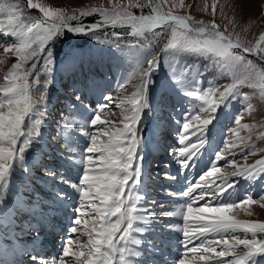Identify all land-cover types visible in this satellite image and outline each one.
Here are the masks:
<instances>
[{
    "label": "rangeland",
    "instance_id": "1",
    "mask_svg": "<svg viewBox=\"0 0 264 264\" xmlns=\"http://www.w3.org/2000/svg\"><path fill=\"white\" fill-rule=\"evenodd\" d=\"M12 2L16 0H0V3ZM19 2L21 7L25 8L26 14L41 15L36 9H27V0ZM41 2L54 8H63L69 15L80 16L82 11L89 12L78 21H71L73 26L101 21V14L91 12L92 8H104L111 12L115 5H120L136 15L150 12L147 7L143 9L129 7L130 4L135 5L137 0H41ZM140 2L147 4V0ZM183 2L184 6L181 8L180 0H169V4L177 5L172 11L179 15L191 14L195 19H202L206 23L215 19L222 30L227 29L233 38L238 35L249 45L254 44L260 32L264 31V0H183ZM213 4L216 5L215 16L212 13ZM163 10L168 11V6H164ZM130 31V28L120 25L102 26L92 34L75 33L64 29L49 42L47 51L52 61L50 66L43 65L47 52L41 54L38 63L40 83L33 87V97L39 99L44 96L45 99L44 103L38 106L42 115L34 114L32 117L33 120L42 121L39 125L40 134L31 138L22 159L19 157L16 159L6 181L0 183V258L3 256L6 259L2 264H12L16 260L9 253L12 241L29 244L36 237H38L36 247L42 240L50 238L54 244L51 245L53 251L47 250L40 254L37 251L32 253L21 251L24 262H41V258L53 261L59 258L64 241L70 235L69 229L72 227L75 208L79 202V193L72 185L78 184L83 174L81 158L90 142L89 136L85 134L89 130V122L98 106L106 103V96L120 97L135 91L134 85L140 82L138 76H133L124 90L119 89L118 84L122 83L137 65L141 69H146L148 67L146 61L153 56L156 57L158 67L154 69L147 86L148 107L142 110L138 123L141 140L136 153L142 158L140 173L143 171L147 180L139 182L135 190L139 194L140 189L144 191V195L141 194L145 198L144 205L151 206L155 215H148L145 222H138L137 226L143 231L134 233V238L140 239V243L133 248L130 244L129 259L132 264H162L156 261L180 259L183 251L181 244L169 246L160 242L152 248L146 240L149 236L153 239L156 231L164 236L165 230L162 226L169 230H180V227L171 228L165 225L163 213L167 212V209L164 208L166 204L163 199L164 195L174 188L172 186L174 182L177 187V182L182 181L181 177L190 176L178 162L175 150L180 146L178 134L185 114L198 112L201 102L186 92L197 84L201 89L216 86L223 90L232 83V77L202 53L178 49L164 50L167 36L156 38L148 46L131 45L128 42H134V38L127 35ZM113 32H117L121 38L117 40L112 36ZM18 39L11 34L5 35L0 32V83H3L4 73L16 62L15 56L3 52V46L17 43ZM248 59L264 67V60L255 56H249ZM34 62L37 61L30 60L26 67H31ZM35 78L34 73L29 78L30 82ZM59 82L61 88L57 89ZM240 92L243 95L230 97L218 108L215 119L208 126L207 143L192 163L193 169L199 170L196 177L209 167L215 153L224 148L225 139H235L229 129L237 127L234 120L241 111L245 114L240 123L253 124L255 127L251 129V133L246 129L240 131L241 136L251 134L252 139L243 143L238 142L239 146L234 151L240 152L241 148L249 145L255 147L247 155V161L242 155H237L235 159L241 164L245 162L252 164L257 159L264 158V138L257 140V137L264 133V99L260 98L258 90L247 86L242 87ZM248 103L252 104L251 111L246 110ZM114 111L117 112L116 117L103 114L102 117L117 119L119 110ZM31 123L30 118L29 126ZM81 129L85 131L82 132ZM154 144L165 150L166 160L163 161L162 155L156 151L157 155L150 152ZM146 157L148 158L145 162ZM219 166L225 172L234 170L225 161H221ZM174 169L179 172H175ZM183 172L185 173L182 176ZM190 174L192 179L195 178L194 172ZM234 179L237 182L224 194L223 198L227 194L228 197L223 201L236 202L234 197L241 198L244 192L242 189L246 188L244 190L250 192L252 188L256 192V198H253L256 203L234 209L233 214L242 220L264 221L262 199L264 173H258L248 181L244 180V177ZM141 185L143 187H140ZM10 200L25 205H15ZM64 201L65 205L60 206L59 204ZM183 207L180 206L178 209ZM38 215L40 220L36 219ZM165 218L167 219L166 216ZM166 248L168 252L176 248L179 255L167 257L173 252H165ZM148 249H154L153 254ZM133 251L137 253V261L133 258L135 255H132ZM9 258L12 261H9ZM257 258L258 264H264V254L254 257L250 264H256Z\"/></svg>",
    "mask_w": 264,
    "mask_h": 264
},
{
    "label": "snow or ice",
    "instance_id": "2",
    "mask_svg": "<svg viewBox=\"0 0 264 264\" xmlns=\"http://www.w3.org/2000/svg\"><path fill=\"white\" fill-rule=\"evenodd\" d=\"M166 5L168 11L163 10ZM132 6L147 7L150 12L136 15L120 5H115L111 12L92 8L91 12L101 14V21L73 26L71 21H78L89 12L82 11L80 16L69 15L65 9L51 7L41 0H27V9H36L41 14L32 16L26 14L19 0L0 3V32L19 38L17 43L3 46V52L15 56L16 62L4 73L3 83H0V183L6 181L16 159H22L31 138L39 134L42 121L32 119L34 114L42 115L38 106L45 99L44 96L33 97V87L40 83L39 58L47 52L43 65H51L47 51L49 42L64 29L92 34L102 26L120 25L131 30L127 35L134 38V42L129 41V44L145 46L156 38L167 36L164 50L202 53L231 74L232 83L223 90L216 86L201 89L197 84L186 92L200 101L201 106L195 114L186 113L181 123L180 146L175 155L182 168L192 166L201 153L207 143L208 126L226 100L243 95L240 89L245 86L258 90L260 98L264 99V67L248 59L255 56L264 60V31L254 44L249 45L238 35L233 38L227 29L222 30L215 19L206 23L191 14L174 13L172 9L177 5L169 4V0H147V4L137 0L135 5H129ZM183 6L184 2L180 0L179 7ZM212 13L215 16V4ZM112 36L117 40L121 38L117 32ZM33 59L37 62L26 67ZM146 63V69L137 65L118 84V88L124 90L131 78L138 76L140 82L134 85L135 91L120 97L106 96V103L98 106L89 122L85 134L90 142L81 158L83 174L79 183L72 185L79 193V202L70 235L64 241L59 258L51 264H132L130 244H139L134 233L143 231L137 224L146 221L148 215H155L151 206L142 205L144 198L135 190L142 162L136 154L141 140L138 123L142 110L148 107L146 91L150 75L158 67L155 56ZM34 73L36 78L30 82ZM114 109L119 110L117 119L102 117V114L116 117ZM246 110H252L251 103L247 104ZM244 114L243 111L238 113L234 120L237 127L229 129L235 139H225L224 148L215 153L209 167L189 182L182 194L187 199L186 205L177 212L163 213L181 215L183 219V251L176 264H250L254 257L264 254V221L242 220L233 214L234 209L256 203L253 197L246 196L236 202H223L222 199L235 186L237 181L234 178H251L264 173V158L252 164H241L235 159L242 155L247 161V155L255 147L249 145L240 152L234 151L238 142L252 139L251 134L240 135L242 129L251 133L255 127L240 123ZM262 138L264 133L257 140ZM221 161L227 162L234 170L223 171L219 166Z\"/></svg>",
    "mask_w": 264,
    "mask_h": 264
},
{
    "label": "bare ground",
    "instance_id": "3",
    "mask_svg": "<svg viewBox=\"0 0 264 264\" xmlns=\"http://www.w3.org/2000/svg\"><path fill=\"white\" fill-rule=\"evenodd\" d=\"M154 71V70H153ZM153 71H152V73H153ZM152 73H151V75H152ZM151 75H150V77H151ZM60 85V82L58 83V87H57V89H59V88H61V85ZM40 134V133H39ZM40 138V137H39ZM42 143H43V141H42ZM45 147V146H44ZM46 150H48V148L46 149ZM143 164V163H142ZM27 169V168H26ZM25 169V171H27ZM196 173V172H195ZM26 175V174H25ZM189 175L190 176H183V179H181L182 180V182L179 184V185H177V187H175V188H172V190L169 192V193H167V195H164V199H163V201L165 202V208L167 209V212H177V211H179L180 209H178V208H180V206H185L186 205V203H187V199L185 198V197H183V192L187 189V187L189 186V182L192 180V178H191V174L189 173ZM193 176V175H192ZM180 177V176H179ZM25 178H26V176H25ZM144 178V175H143V171H142V174L140 173V178H139V182L141 183ZM186 178V179H185ZM75 179V178H74ZM73 179V180H74ZM187 179H188V181H187ZM9 198H12V197H9ZM10 201H13V200H10ZM13 203L15 204V205H23L24 203H19V202H14L13 201ZM25 205V204H24ZM60 206H64L65 205V201L64 202H61L60 204H59ZM177 209V210H176ZM182 209V208H181ZM11 212V211H10ZM166 211H164V213H165ZM152 216V215H151ZM165 216L167 217V219L165 218ZM163 217H164V219L166 220V224L165 225H167L168 227H171V228H173V227H180V230H169V229H167V228H165V227H163L162 226V228L165 230V233H164V236H162L161 235V233L160 232H157L153 237V239H152V237L151 236H149V239L148 240H146L147 241V243H149V245L153 248L154 246L156 247L157 246V242L158 241H162L163 243H165V244H167V245H169V246H171V242H176L177 243V238H180L181 239V242H183V239H184V237H183V234H182V224H183V219H182V216L181 215H163ZM7 218V217H6ZM36 219H38V220H40V217H39V215L37 216V218ZM1 220V219H0ZM177 221V222H176ZM2 222V221H1ZM166 226V227H167ZM177 231V232H176ZM181 235V236H180ZM176 236H180V237H176ZM37 240H38V237H36L34 240H31V242L29 243V244H25L24 242L23 243H17L16 241H12L11 243H10V245H9V253H10V255L13 257V258H15L16 260H15V262H13L12 264H51V259H42V261L40 262V261H33V262H24L23 261V257H22V255H21V251L22 252H25V251H30L31 253L32 252H39V254H40V252H47V250H49V251H53V248H52V246L51 245H54V244H52L51 242H52V240L50 239V238H47V239H44V240H40L41 241V243H40V245H38V247H36L35 246V244H38L37 243ZM140 240V239H139ZM145 241V242H146ZM134 245H136V244H132V248H133V246ZM56 248V247H55ZM165 248V247H164ZM157 249H159V248H157ZM42 250H44V251H42ZM150 252H151V254H153V250L154 249H148ZM165 250V252H167L168 253V250H167V248L166 249H164ZM135 251V250H134ZM132 252V255L133 254H135L134 256H133V258H134V260L135 261H137L138 260V256H137V253L136 252ZM140 251V250H139ZM138 251V252H139ZM159 251V250H158ZM130 257V256H129ZM131 258V257H130ZM11 259L9 258V261H10ZM45 260H47V262L48 263H46V261ZM6 261V259L5 258H3V256L0 258V264H2L3 262H5ZM12 261V260H11ZM134 264V263H133Z\"/></svg>",
    "mask_w": 264,
    "mask_h": 264
}]
</instances>
